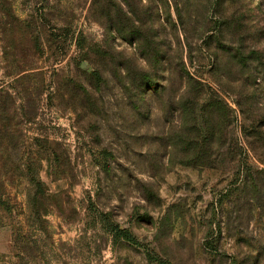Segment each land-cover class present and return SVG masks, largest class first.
Wrapping results in <instances>:
<instances>
[{
    "label": "rangeland",
    "instance_id": "1",
    "mask_svg": "<svg viewBox=\"0 0 264 264\" xmlns=\"http://www.w3.org/2000/svg\"><path fill=\"white\" fill-rule=\"evenodd\" d=\"M255 131L264 0H0V264H264Z\"/></svg>",
    "mask_w": 264,
    "mask_h": 264
},
{
    "label": "trees",
    "instance_id": "2",
    "mask_svg": "<svg viewBox=\"0 0 264 264\" xmlns=\"http://www.w3.org/2000/svg\"><path fill=\"white\" fill-rule=\"evenodd\" d=\"M148 80V81H147ZM146 81V84H145ZM145 84V85H143ZM141 87L143 93L151 91L152 93H159L160 87L152 80L151 77H148L142 81ZM150 109L148 108V111ZM253 136L261 142V147L264 149V131H255ZM212 138L211 135L203 136L201 133L197 135H189L186 133H172L167 136L168 144L171 147L170 156L176 160L177 164L182 165H193V166H207L211 163L205 160H208V152L204 149V143H207L208 139ZM119 234L126 241L135 244L141 245L137 239H135L131 233L127 230L118 229ZM161 264H172L168 261L158 259Z\"/></svg>",
    "mask_w": 264,
    "mask_h": 264
}]
</instances>
